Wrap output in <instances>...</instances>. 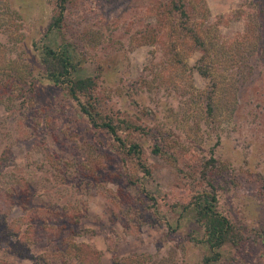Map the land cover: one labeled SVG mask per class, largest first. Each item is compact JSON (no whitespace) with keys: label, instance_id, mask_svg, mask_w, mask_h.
Listing matches in <instances>:
<instances>
[{"label":"rangeland","instance_id":"374dc122","mask_svg":"<svg viewBox=\"0 0 264 264\" xmlns=\"http://www.w3.org/2000/svg\"><path fill=\"white\" fill-rule=\"evenodd\" d=\"M174 1L66 0L48 30L57 0H0V264H204L207 179L240 233L211 264H264V0ZM45 45L140 123L138 155L46 77Z\"/></svg>","mask_w":264,"mask_h":264},{"label":"trees","instance_id":"16d2710c","mask_svg":"<svg viewBox=\"0 0 264 264\" xmlns=\"http://www.w3.org/2000/svg\"><path fill=\"white\" fill-rule=\"evenodd\" d=\"M66 0H57L58 9L53 15L48 30L53 27H60L63 20ZM183 0L173 2V7L179 10L180 16L187 19V12L184 8ZM188 27V26H187ZM186 27V28H187ZM194 38L195 43L200 46L202 54L198 59L197 69L200 73L206 75L208 72V62L205 59V43L199 32H194L188 27ZM35 45V43H33ZM41 60L45 66L46 77L56 84L66 83L69 96L77 100L82 113L87 116L89 122L94 126L102 128L109 135H112L119 143L125 144L127 152L138 155L140 147L138 142L124 141L120 130H139L140 123H134L131 120L114 119L111 116L101 113L97 108L96 100L92 96L95 90L96 75H87L78 78H72L70 73L76 68L66 45H62L59 49H54L48 45L40 49ZM158 148L156 147L155 150ZM216 158L213 152L209 155L206 163L214 164ZM144 166V163H142ZM208 186L196 193L194 197V209L197 219L204 226L205 240L210 247L211 253L204 257V264H211L212 260L218 258L220 247L226 240L231 239L237 241L240 233L235 231L236 226L232 224L228 215L219 212L216 209L217 190L215 183L207 179Z\"/></svg>","mask_w":264,"mask_h":264}]
</instances>
